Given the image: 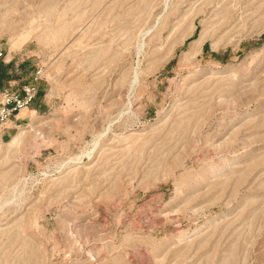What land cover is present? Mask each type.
<instances>
[{"label": "rangeland", "instance_id": "obj_1", "mask_svg": "<svg viewBox=\"0 0 264 264\" xmlns=\"http://www.w3.org/2000/svg\"><path fill=\"white\" fill-rule=\"evenodd\" d=\"M0 45V264H264V0H0Z\"/></svg>", "mask_w": 264, "mask_h": 264}, {"label": "crops", "instance_id": "obj_2", "mask_svg": "<svg viewBox=\"0 0 264 264\" xmlns=\"http://www.w3.org/2000/svg\"><path fill=\"white\" fill-rule=\"evenodd\" d=\"M0 48L3 49L5 54V58L0 60V87L10 85L14 89H20V87L24 83H29L32 81L34 73L29 72V62L30 59H17L16 51H12L9 49H4L1 45ZM18 66L20 72L17 74H10L9 70ZM41 79L38 80V92L34 99L30 103V109L33 111L40 110L42 108V104L40 103L39 97L44 95L42 87H40ZM29 109V108H26ZM27 113H23L20 111L18 114L10 118L8 122L0 127V138L3 136H9L10 132L8 131L10 128H15L19 125L24 118H26ZM13 130V129H12ZM23 132V130H21ZM15 135V134H14ZM13 136V135H12Z\"/></svg>", "mask_w": 264, "mask_h": 264}, {"label": "built area", "instance_id": "obj_3", "mask_svg": "<svg viewBox=\"0 0 264 264\" xmlns=\"http://www.w3.org/2000/svg\"><path fill=\"white\" fill-rule=\"evenodd\" d=\"M0 56L5 58L3 49L0 48ZM20 72L18 66L9 70L10 74ZM40 78V69L35 71L32 81L24 83L20 89H14L10 85L0 87V127L18 114L23 109L29 107L31 101L38 92V80Z\"/></svg>", "mask_w": 264, "mask_h": 264}, {"label": "bare ground", "instance_id": "obj_4", "mask_svg": "<svg viewBox=\"0 0 264 264\" xmlns=\"http://www.w3.org/2000/svg\"><path fill=\"white\" fill-rule=\"evenodd\" d=\"M204 38H205L204 34L200 33L197 37H195V39L192 40L191 48L200 46ZM20 135H21L20 133L13 135L8 143L11 144L16 142L18 137H20ZM75 160L76 162H78L80 161V158L77 157Z\"/></svg>", "mask_w": 264, "mask_h": 264}]
</instances>
